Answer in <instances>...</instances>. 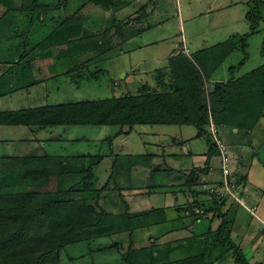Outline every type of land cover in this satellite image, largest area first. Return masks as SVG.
Masks as SVG:
<instances>
[{
	"label": "crops",
	"instance_id": "1",
	"mask_svg": "<svg viewBox=\"0 0 264 264\" xmlns=\"http://www.w3.org/2000/svg\"><path fill=\"white\" fill-rule=\"evenodd\" d=\"M251 2L252 0L247 2V13L251 9ZM224 5L233 7L238 4L231 1ZM263 8L264 6L261 11ZM212 9L213 7L209 8L210 11ZM166 22L153 23V26H148L150 29L127 39L102 56L101 63L119 53H126L124 46L138 39V46L127 48L129 56L147 48L155 49L156 54L149 59L150 66L147 68H143L140 60L130 63L122 83L113 82L112 93L119 91L120 96L113 94L110 98L137 96L145 90L171 92L174 79L169 60L184 51H187L188 56L197 55L202 58V64L208 72V85L228 81L230 77H219L218 70L232 54L241 50H234L220 63H215L212 57L224 55L227 52L225 49L214 51V48L222 46L236 34H230L225 41L193 52L189 47L191 42L188 43L184 34L185 23L182 19L177 35L172 32L175 27H167L170 22ZM165 27L170 30L163 32ZM154 31L156 35L151 37L149 34ZM7 33L8 28L0 26V38L4 34V39H0V114L79 102H71L74 99L95 101L85 100L80 93L81 87L87 83L100 84L101 76L110 73L109 69H99L100 63L96 65L94 77L89 75L92 73L79 74L80 71H74L38 80V74L35 73L43 72L42 65L25 63L26 49L7 47ZM117 49L119 50L116 51ZM34 66L38 69L35 72L32 68ZM262 66L264 63L252 71ZM232 68L235 66L230 67L228 73L235 79L252 72L236 77L231 72ZM212 128L213 130L207 126L205 129L212 131L211 139L217 147L219 141L227 148L233 177L242 185L246 203L249 202L247 208H244L230 203V200H224L222 212L227 214L230 240L243 252L249 264H264V117L251 131L214 124ZM118 129L110 126L44 127L0 124V160L17 161L47 156L63 159L72 166V161L80 159L79 157L89 161L90 157L99 156L102 159L97 164L98 169L92 183L105 182L107 188L100 195L90 192L96 199L94 205L113 215L123 214L126 205L130 214L153 212L144 227L133 234L135 249H157L154 256L165 264H175L179 260L200 255L204 260H217V264L226 259L227 253L234 258L229 247L215 242V233L221 220L215 214L216 207L211 192L219 187L223 178L220 155L209 157L207 140L198 136V129L189 125H138L133 129L124 128L123 134L117 135ZM116 157L121 159L116 160ZM127 157L135 159L129 160ZM4 165L0 164V178ZM196 170L204 172L195 184H190V175ZM15 173L16 171L13 172L14 175ZM14 175L8 173L9 178ZM252 209L256 210L254 214L250 212ZM216 219L219 220L217 224ZM254 221L258 224V230L253 227ZM100 242L112 244V241L106 239ZM127 245L128 241L122 248H128ZM215 246L219 248L212 251ZM220 248L222 250L219 251ZM247 249L251 250L250 259L246 254ZM113 250L116 251L115 248L107 251ZM116 252L119 259L105 262L100 256L95 257L97 253L94 251L89 256V264H124L120 257L123 251Z\"/></svg>",
	"mask_w": 264,
	"mask_h": 264
},
{
	"label": "trees",
	"instance_id": "2",
	"mask_svg": "<svg viewBox=\"0 0 264 264\" xmlns=\"http://www.w3.org/2000/svg\"><path fill=\"white\" fill-rule=\"evenodd\" d=\"M22 1L25 11H35L39 7V0ZM251 3L246 16L250 32L240 37L234 36L222 46L214 48V51H227L224 55L212 57L215 63L223 62L234 50H241L244 59L238 67L231 69L232 74L248 60L249 40L259 32L263 21L261 7L264 0H252ZM0 4L7 6L5 0H0ZM10 5L12 3L8 2L7 7L10 8ZM131 25V22L115 21L117 38L120 39L118 44L113 45L108 41L103 45L89 38V44L95 45L98 52L95 58L101 59L113 47L150 29L137 30ZM89 44L87 40L84 46ZM169 67L174 79L171 92L145 90L137 96L2 113L0 124L110 126L119 128L117 135L123 134L124 128L133 129L138 125H189L198 129V136L206 138L211 158L219 153L205 129L207 126L225 125L251 131L264 117V66L240 78L232 77L225 83H218L208 94L204 90L208 72L200 56L179 53L170 58ZM120 159L116 157V160ZM17 162L20 168H17L15 175L12 173L14 177L10 179V184L4 188L0 185V264H65L62 255L68 247L78 244L91 246L105 239L112 241L110 246L115 249H121L128 241V249L121 255L124 264H162V260L154 256L157 252L155 249H135L132 242L134 232L144 227L153 212L130 214L125 204L123 214L113 215L86 203L85 193L93 192L92 168L73 169L65 160L47 156L29 157ZM203 172L193 171L189 183L195 184ZM80 176L81 182L75 181ZM7 177L8 173L1 172L0 181ZM51 178L57 179L56 190L39 191L49 186ZM28 187L34 190L29 191ZM106 188L95 192L100 195ZM211 196L216 207L215 214L221 220L215 242L221 246H231L237 264H249L243 252L230 240L227 214L222 212L224 200L217 199L214 193ZM70 262L76 260L71 257L66 263ZM175 264H204V258L200 255L179 260Z\"/></svg>",
	"mask_w": 264,
	"mask_h": 264
},
{
	"label": "rangeland",
	"instance_id": "3",
	"mask_svg": "<svg viewBox=\"0 0 264 264\" xmlns=\"http://www.w3.org/2000/svg\"><path fill=\"white\" fill-rule=\"evenodd\" d=\"M231 1L236 2L238 5L225 7L226 5L224 4H229ZM249 1L250 0H92L91 2L90 0H39V7L35 11H25L22 6V0H13V2L12 0H5L7 6L8 2L12 3V6L10 5V8H8L4 4H0V26L8 28L7 47L18 50L26 49L27 59L25 63L42 65L43 72L41 73L36 71L37 68H35V66L32 67L34 72L36 71L35 74H38V80L55 77L59 74H70L74 71H80L79 74L92 73L89 75L94 77L96 75V65H99L101 61L99 58H95L98 52L95 45L89 44V38H93L96 42L99 41L103 45L108 41H111L113 45L114 43L118 44L120 39L117 38V32L114 26L115 21L123 23L131 22V26L137 30L153 26L155 22L160 23L162 21H168L170 23L167 27L170 25L174 26L175 29H173L172 32H175L177 35L180 32L179 26L180 20L182 19L185 23L184 34L188 39V43L189 41L191 42L189 43V47L193 52H196L214 43L225 41L230 34H236L237 37H240L249 33L250 26L246 19L248 10L247 2ZM210 7H213L212 11L209 10ZM217 8L221 9L217 10ZM262 11L264 15V8ZM167 27L162 31L164 32L166 29H169ZM169 30H167V32H169ZM155 33L154 31L149 35L154 37L156 35ZM2 36L3 37L0 38L1 40L4 39V34ZM87 40L89 46H84ZM139 40L140 39L135 40L131 42V44L129 43L125 46L123 45L126 53H119L100 64L99 69H109L110 73L101 76L102 82L100 84L87 83L81 87L80 93H82L85 100L110 98L114 95L119 97V91L112 93L113 82L122 83L123 75L125 71L130 68V63L133 64L140 60L143 63V68L150 66L149 59L153 55H156L154 53L155 49L153 48L140 50L129 56L127 48L138 46L140 44ZM5 44L6 43L2 45ZM118 50L119 49L116 51ZM262 51H264V21L261 25V32L252 37L249 41L248 60L244 65L239 67L240 69L234 70L233 74L239 77L258 68L264 63V54H262ZM21 58H23V55ZM242 58H244V55L241 52L232 54L220 67L217 75L219 77L227 76L231 78L228 69L232 66L238 67ZM222 80H224V78ZM34 82H36V80H34ZM214 86L215 85H208L206 81L204 87L206 94H208ZM75 101L81 100L74 99L71 102ZM212 125L213 124H210L208 126L209 128L211 127V130H213ZM211 130H208L210 135L212 132ZM79 158L80 159L72 161L73 169L83 170L92 168L95 177L98 169L97 164L101 161V158L99 156L90 157L89 161H84L83 157ZM0 164H5L1 168V172L4 173H13L17 168H20L18 165L19 162L17 161L0 160ZM68 165L70 164L68 163ZM10 179L11 178L8 177L4 178V180L0 181V185L4 188L5 185L10 184ZM81 179L82 177L80 176V178H76L75 181L81 182ZM104 184L105 182L101 181L93 184V192L107 187V185ZM56 188L57 179L51 178L49 186L39 189V191L50 192L55 191ZM27 189L29 191L34 190L30 187ZM84 199H86V203L89 205H94V202H96V199L90 192L85 193ZM98 202L99 200L97 203ZM231 202L230 200V203ZM248 203L249 202H247V205ZM241 211L247 216L245 211ZM218 222L219 220L216 219L215 224ZM253 227L258 230V224L255 221ZM126 247H128V245ZM226 247L232 249L231 246ZM216 248L219 247H213L212 251ZM111 249L113 248L110 246V243L104 244L100 241L95 242L91 246L78 244L70 246L65 250L62 255V261L68 264L66 261L73 257L76 262H70L69 264H89V256L96 251L97 255L95 257L100 256L102 261L105 262L110 260L115 262L119 259L116 251L120 252V250H122L123 253H125L128 248L116 249V251L113 250L112 252L107 251ZM220 250H222V248H220L219 251ZM100 252L102 253L99 254ZM246 254L248 259H250L251 250L247 249ZM207 260V258L204 260V264H217V260L215 259H211L212 262L211 260L207 262ZM219 264H237V262L236 259L227 253L226 259L222 260Z\"/></svg>",
	"mask_w": 264,
	"mask_h": 264
},
{
	"label": "built area",
	"instance_id": "4",
	"mask_svg": "<svg viewBox=\"0 0 264 264\" xmlns=\"http://www.w3.org/2000/svg\"><path fill=\"white\" fill-rule=\"evenodd\" d=\"M184 53L187 54V51H184ZM217 145L219 148L223 178L219 187L212 191L211 194H216L217 199L219 200H231L236 206L247 208L242 185H240L239 181L233 177L231 172L227 148L219 141L217 142ZM255 211V209L250 210L253 214Z\"/></svg>",
	"mask_w": 264,
	"mask_h": 264
}]
</instances>
